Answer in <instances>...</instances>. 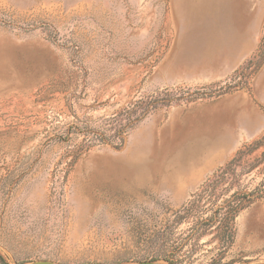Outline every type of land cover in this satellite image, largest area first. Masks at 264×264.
I'll use <instances>...</instances> for the list:
<instances>
[{
	"label": "rangeland",
	"instance_id": "obj_1",
	"mask_svg": "<svg viewBox=\"0 0 264 264\" xmlns=\"http://www.w3.org/2000/svg\"><path fill=\"white\" fill-rule=\"evenodd\" d=\"M260 6L264 0H235ZM175 0H0V255L9 264H138L189 226L175 212L244 144L264 134V62L231 79L198 82L169 58ZM205 3V2H204ZM258 41V43H259ZM264 53V46L261 49ZM243 74L245 76H243ZM235 86L218 98L161 107L125 137L119 150L98 146L73 166L60 142L70 124L93 129L125 104L181 91ZM241 96L261 114L251 138H227L229 149L204 153L205 165L186 182L164 170L192 144L190 118L223 98ZM152 136L142 162L124 163L143 135ZM156 149V150H155ZM170 173V172H169ZM262 175L244 177L253 190ZM235 238L221 264H264V196L233 222ZM214 233L201 238L184 264H208Z\"/></svg>",
	"mask_w": 264,
	"mask_h": 264
},
{
	"label": "crops",
	"instance_id": "obj_2",
	"mask_svg": "<svg viewBox=\"0 0 264 264\" xmlns=\"http://www.w3.org/2000/svg\"><path fill=\"white\" fill-rule=\"evenodd\" d=\"M172 23L176 35L169 58L180 59L182 71L188 72L191 80L212 83L227 78L255 52L263 15L261 7L252 2L175 0ZM261 84L264 89V73ZM212 107L211 112L202 110L190 118V135L195 140L179 151L170 169L166 171L160 164L173 183L196 175L197 167L208 162L201 154L228 151L227 138H251L263 128L261 114L241 96L223 98ZM151 147L152 136L143 135L121 162H142Z\"/></svg>",
	"mask_w": 264,
	"mask_h": 264
},
{
	"label": "trees",
	"instance_id": "obj_3",
	"mask_svg": "<svg viewBox=\"0 0 264 264\" xmlns=\"http://www.w3.org/2000/svg\"><path fill=\"white\" fill-rule=\"evenodd\" d=\"M263 46L264 37L260 39L255 52L231 75V79L247 71L256 58H260V61L248 75H253L260 69L264 62V53L261 52ZM235 88L237 87L229 86L199 94L187 89L175 95L167 92L133 100L117 110L109 118V122L107 120L100 128H78L70 124L65 136H56L54 140L70 143L72 133L80 137V141L69 146L67 151V157L71 159L70 166H73L81 155L95 147L111 146L116 150L121 149L127 134L161 107L167 109L180 104H191L197 100L218 98L230 92L229 90L235 91ZM252 173L262 175V181L253 190H248L243 185V179ZM263 196L264 134L242 145L229 161L206 177L190 195V199L175 212L174 221L178 225L188 223L187 229L175 241L167 238L162 243L164 250L162 246L149 260H162L165 264H184L195 254V248L201 238L214 233L217 251L208 264H221L234 242V219L242 210ZM0 264L9 263L0 255Z\"/></svg>",
	"mask_w": 264,
	"mask_h": 264
},
{
	"label": "water",
	"instance_id": "obj_4",
	"mask_svg": "<svg viewBox=\"0 0 264 264\" xmlns=\"http://www.w3.org/2000/svg\"><path fill=\"white\" fill-rule=\"evenodd\" d=\"M138 264H165V262L162 261V260H157V261H144V262H138Z\"/></svg>",
	"mask_w": 264,
	"mask_h": 264
}]
</instances>
